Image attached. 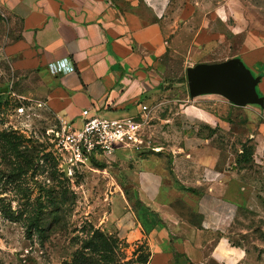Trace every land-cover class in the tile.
<instances>
[{"label": "crops", "instance_id": "1", "mask_svg": "<svg viewBox=\"0 0 264 264\" xmlns=\"http://www.w3.org/2000/svg\"><path fill=\"white\" fill-rule=\"evenodd\" d=\"M181 1L178 15L163 17L162 9L147 0H0L18 26L9 47L12 67L37 75L43 104L74 129L82 127L84 111L137 118L146 106L150 121L143 143L145 132L154 128V108L163 103L167 47L178 41L180 29L201 18L192 45L205 43L204 50L216 46L223 53L227 46L228 54L217 63L237 59L257 79L254 92L263 103L249 107L256 106L264 118V0ZM214 19L216 32L210 29ZM57 62L63 72L49 69ZM214 95L190 100L184 118L158 119L169 125L165 145L159 139L148 152L143 146L118 150L105 170L112 191L100 228L131 249L145 243L151 254L148 264H174L176 253L187 264H242L245 258L227 234L256 198V186L245 170H228L220 162L218 131L206 129L222 126L210 110L219 101ZM173 122L186 125L176 128ZM149 133L151 138L154 132ZM128 185L152 216L133 207L124 191ZM178 197L187 203L186 210L171 204ZM151 218L158 226L150 227Z\"/></svg>", "mask_w": 264, "mask_h": 264}, {"label": "rangeland", "instance_id": "2", "mask_svg": "<svg viewBox=\"0 0 264 264\" xmlns=\"http://www.w3.org/2000/svg\"><path fill=\"white\" fill-rule=\"evenodd\" d=\"M147 2L162 9L163 17L178 15L175 9L183 3ZM201 25V18L190 21L187 28L180 29L178 41L167 47L160 97L163 103L154 108L157 119L143 136V151L153 149L159 139L166 144L163 137L169 125L158 119L184 118V109L191 105L186 69L205 61L217 63L228 54L227 46L223 53V48L218 51L216 46L204 50L201 45L205 43L192 45ZM210 29L217 31L215 19ZM17 36L18 26L0 3V264H69L88 231L101 230L112 191L111 177L105 173L111 163L93 162L96 170L78 171L58 157L54 143L60 120L42 102L39 77L12 67L9 47ZM214 96L219 101L213 102L210 110L219 115L222 126L206 129L213 134L218 131L220 162L228 170H245L250 185L256 186V198L241 211L227 237L234 247L244 250L242 264H264V118L256 106H236L223 96ZM172 125L180 128L186 123ZM152 131L151 138L147 137ZM124 191L134 203L132 187L128 185ZM171 204L187 208L180 197ZM151 221L150 227L153 223L158 226L155 219ZM124 244L120 241L117 256L126 261L138 244L132 249ZM174 264L187 262L177 257Z\"/></svg>", "mask_w": 264, "mask_h": 264}, {"label": "built area", "instance_id": "3", "mask_svg": "<svg viewBox=\"0 0 264 264\" xmlns=\"http://www.w3.org/2000/svg\"><path fill=\"white\" fill-rule=\"evenodd\" d=\"M60 62L49 65L52 72H63ZM140 115L126 118H104L90 116L82 112L84 118L80 129H74L70 123L60 121L56 134L55 150L59 158L67 161L75 170L94 171L93 162L110 164L118 150L142 147V135L150 121V111L141 107ZM204 180H208L206 175Z\"/></svg>", "mask_w": 264, "mask_h": 264}, {"label": "water", "instance_id": "4", "mask_svg": "<svg viewBox=\"0 0 264 264\" xmlns=\"http://www.w3.org/2000/svg\"><path fill=\"white\" fill-rule=\"evenodd\" d=\"M186 82L189 97L192 99L215 94L223 96L236 106H262L263 103L254 92L257 79H253L237 59L213 64L200 63L189 67L186 69Z\"/></svg>", "mask_w": 264, "mask_h": 264}, {"label": "trees", "instance_id": "5", "mask_svg": "<svg viewBox=\"0 0 264 264\" xmlns=\"http://www.w3.org/2000/svg\"><path fill=\"white\" fill-rule=\"evenodd\" d=\"M185 82V79H184ZM130 199V198H129ZM132 202V199H130ZM137 211H141L144 216H152L153 213L144 208L135 197L132 203ZM127 245V244H124ZM120 240L113 235L106 234L99 229H90L87 239L81 242L80 250L77 251L69 264H148L151 254L145 245L138 244L133 251V257L129 260L119 259L117 250ZM182 257L180 254L174 255L175 258ZM190 264V263H189Z\"/></svg>", "mask_w": 264, "mask_h": 264}]
</instances>
